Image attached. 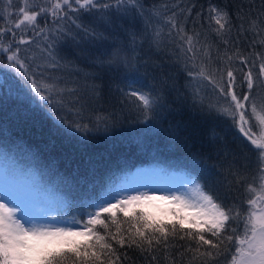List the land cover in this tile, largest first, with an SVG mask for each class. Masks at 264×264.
<instances>
[{
	"label": "trees",
	"instance_id": "obj_1",
	"mask_svg": "<svg viewBox=\"0 0 264 264\" xmlns=\"http://www.w3.org/2000/svg\"><path fill=\"white\" fill-rule=\"evenodd\" d=\"M33 3L42 5L45 0H12L11 6H7V0H0V27H14L15 22L22 18L19 8L28 10L26 4L31 6ZM139 3L143 14L137 12L135 19L131 13H116L111 17L102 16L97 10L78 13L81 20L77 23L94 29L102 37L97 42L76 35L74 27L65 39L58 33V28L64 27L65 22L56 25L50 15L39 18L40 26L45 28L41 35L14 29L17 40L23 34L25 39L35 41L20 47L28 48L27 55L35 56L37 63L41 62L40 53L46 44L56 42L58 58H64L61 63L71 62V79L97 86L101 97L83 121L89 124L92 131L65 134L63 126L55 119V113L49 114V110L41 106L39 101L24 99L27 87L12 69L6 67L7 54L0 52V153L11 157L22 171L35 172L40 189L46 191L51 201H54L53 211L60 220L84 222L87 213L93 212L92 206L101 203L104 196L113 191V194L118 192L117 184L138 167H159L162 173L170 171L184 174L195 183L203 185L209 194L220 193L221 198L224 192L221 182L231 181L228 203L235 202L238 207L242 206L246 210L249 207L245 203L249 198L246 189L256 174L258 150L232 127L227 117H217L215 113L208 117L209 106L223 105L224 98L207 81L188 76L183 56H178L175 38L168 36L163 18H157L153 12L161 9L164 4L170 8L173 5H195V11L187 23L189 34L195 30L202 33V40L206 36L208 42L213 44L215 56L216 43H213L215 37L212 32L215 25L209 18V7L216 5L236 13L243 3L245 6L252 5L256 13L261 10L262 0H139ZM174 10L179 11V8ZM195 12H201V15L197 17ZM192 20L196 21L195 25ZM157 29H162L159 38L154 36ZM232 35L235 36V31ZM11 39V34H7L2 39L3 45L7 47ZM156 39H159V44L155 42ZM113 47H122L127 53L131 59L127 68L110 70L100 66L102 53L106 49L111 51ZM219 48L223 55L224 46L221 44ZM241 51L249 58V63L245 65L235 59L231 62L238 94L247 91L244 74L250 68L254 77L258 72L261 60L251 54L260 52L264 56V47L256 45L250 48L247 43H242ZM252 60H255L257 67H251ZM212 67L227 69L228 64L218 60ZM187 68L191 69V64ZM76 70H79V74ZM67 72V69H60L55 74ZM219 75L216 74L217 78ZM85 76L88 77L86 81ZM126 76L139 81L133 85L134 88L163 95L165 107L159 110V115L145 122L144 116L131 102L134 98L125 95L130 90L127 88ZM224 76L226 79V71ZM97 116L107 120V130L103 123L96 129ZM253 131L256 136L260 133L259 128H253ZM223 145L243 153L237 157L239 164L232 166V171H239L235 179L229 175L228 161L218 155ZM0 157V166L4 164L6 170L12 171L14 167L5 163L2 155ZM228 159L231 160V156ZM245 164L248 167H243ZM237 180L241 182L237 183ZM129 210L147 212L138 204L129 206ZM173 215L156 217L168 223ZM107 216L103 214V217ZM117 218L123 229L129 227L125 221H130V217L118 211ZM110 228L115 232L114 225H110ZM96 230L105 235L103 228L97 226ZM109 242L116 249L115 255L120 256L117 264H148V260L137 250L120 248L115 242ZM185 243L177 241V249ZM170 251L175 254L176 250ZM190 255L186 254L183 258L177 256V264H189ZM230 260L231 254L225 252L214 264H228ZM153 264H169V261L161 258Z\"/></svg>",
	"mask_w": 264,
	"mask_h": 264
},
{
	"label": "snow or ice",
	"instance_id": "obj_2",
	"mask_svg": "<svg viewBox=\"0 0 264 264\" xmlns=\"http://www.w3.org/2000/svg\"><path fill=\"white\" fill-rule=\"evenodd\" d=\"M11 4L12 0H7V6ZM26 7L28 10L19 8L22 18L15 22L14 27H0V52L7 54L6 67L12 69L27 87L24 99L39 101L41 106L49 110V114L55 113V119L63 126L62 131L65 134L70 135L73 131L91 132L89 124L83 121L99 102L100 89L95 85L81 84L78 80L71 79V62L61 63L64 58H58L56 42L46 44L40 53L41 62L37 63L35 56L27 55L28 48L20 47L31 45L35 41L25 39L23 34L17 40L15 30L41 35L45 28L40 26L39 18L50 15L56 25L65 22L64 27L58 28L59 35L65 39L74 27L77 30L76 35L81 38L86 36L92 42H97L102 37L94 29L77 23L81 20L78 13L97 10L102 16L109 17L116 13H131L135 19L137 12L143 14L142 5L139 0H45L42 5L33 3L31 6L26 4ZM176 8L179 11L174 10ZM194 11L195 5H173L170 8L164 4L153 15L163 18L168 28V36L175 38L178 56L182 54L188 76L207 81L224 98L223 105L209 106L208 117L213 113L217 117H227L232 127L258 150L256 174L246 189L249 198L245 203L249 207L245 210L235 202L228 203L231 181L221 182L224 188L223 198L220 193L209 194L203 185L195 183V197L185 194L166 198L143 193L127 196L115 203L109 199L96 205L98 211L87 213L89 218L83 224V230H79L71 226L50 227L34 223L26 211L27 203L17 192L6 191L0 193V264H117L120 256L115 255L116 249L109 241L115 242L120 248L137 250L148 260V264L158 262L161 258L169 261V264H177V256L183 258L186 254H191L189 264H214L225 252L231 254L229 264H264V135L257 137L253 131V128H259L264 132V56L260 52L251 54L261 62L255 77L251 68L244 74L246 92L237 93L236 76L231 68L234 59L245 65L249 63V58L241 51L242 43H247L250 48L256 45L264 47V0L261 10L256 13L252 5L245 6L243 3L239 5L236 13L225 7H209V18L215 25L212 28L215 37L213 43H216L215 56L212 51L213 44L208 42L206 36L202 40V33L195 30L189 34L187 23ZM195 15L199 17L201 12H195ZM73 16L76 18L73 19ZM192 23L195 25L196 21L192 20ZM161 31L162 29H157L154 36L159 38ZM234 31L235 36L232 35ZM9 33L12 39L5 47L2 39ZM44 39L47 40V37ZM155 42L160 43L159 39ZM221 44L224 46L223 55L219 48ZM37 47L39 48V44ZM102 57L100 66H106L110 70L127 68L131 63L122 47H113L111 51L106 49ZM218 60L225 61L228 64L227 69L213 68V63ZM188 64H191V69L187 68ZM251 67H257L255 60L251 61ZM60 69H67L68 72L56 75V71ZM76 72L79 74V70ZM217 73H220L219 78ZM84 79L86 81L88 77L85 76ZM126 79L127 88L130 90L125 95L134 98L131 102L144 116L145 122L159 115V110L165 107L163 95L134 88L133 85L139 81L127 76ZM253 120L256 123H252ZM101 123L107 130V120L97 116V130ZM0 155L12 167L22 172L11 157L4 153ZM218 155L228 161L229 175L233 179L238 177L239 171H232V166L239 164L237 157L243 153H237L223 145L218 150ZM229 156L231 160L228 159ZM239 182L241 181L237 180ZM157 199L168 200L176 205L173 218L168 223L151 213H136L127 208L128 205L142 200ZM22 211L23 215L18 216ZM118 211L125 217H130V221H125L129 223L127 229L121 227V221L117 218ZM105 213L108 214L106 218L103 217ZM189 219L194 222L186 230ZM110 225L115 226V232L111 231ZM97 226L104 229L105 235L96 230ZM177 241L186 243L177 249ZM173 249L176 250L175 254L170 251ZM113 256L115 259H112ZM124 256L127 258V253Z\"/></svg>",
	"mask_w": 264,
	"mask_h": 264
},
{
	"label": "rangeland",
	"instance_id": "obj_3",
	"mask_svg": "<svg viewBox=\"0 0 264 264\" xmlns=\"http://www.w3.org/2000/svg\"><path fill=\"white\" fill-rule=\"evenodd\" d=\"M257 137L264 135L259 129ZM254 147V146H253ZM1 159V157H0ZM4 159V158H2ZM0 163L1 160H0ZM8 164V162L5 161ZM6 166L2 164L0 166V193L6 191L17 192L21 199L27 203V213L32 218L34 223L42 224L50 227H66L71 226L74 229L83 230V224L89 218L88 215L83 218L84 222L74 223L66 221L64 219H58L53 211L54 201H51V196L46 191H42L36 180L35 172L30 170L19 171L15 168L13 170H6ZM135 173L127 174L118 184V192H113L109 195L104 196L102 202L111 200L115 203L116 200H122L127 196L140 195L143 193L149 196L166 197L170 198L175 195H189L192 197L196 196L194 191L195 182L184 174L178 173H162L160 168H136ZM100 203L96 204L99 205ZM140 205L147 212L154 216H170L174 214L176 205L169 203L168 200H153V201H141L136 204L128 205ZM96 205L92 206L93 212L98 211ZM18 216L23 215V211L17 214ZM194 221L189 219L188 224H192ZM234 252V251H233ZM229 264V262H228Z\"/></svg>",
	"mask_w": 264,
	"mask_h": 264
}]
</instances>
